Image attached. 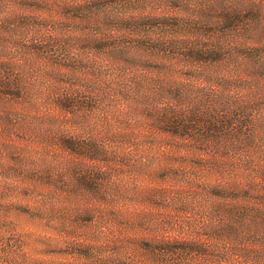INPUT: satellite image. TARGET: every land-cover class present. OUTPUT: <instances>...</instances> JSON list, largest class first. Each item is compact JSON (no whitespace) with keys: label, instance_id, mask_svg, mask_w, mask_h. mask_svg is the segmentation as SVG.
I'll return each instance as SVG.
<instances>
[{"label":"trees","instance_id":"16d2710c","mask_svg":"<svg viewBox=\"0 0 264 264\" xmlns=\"http://www.w3.org/2000/svg\"><path fill=\"white\" fill-rule=\"evenodd\" d=\"M0 142L16 153L0 154L5 189H37V211L65 214V228L63 203L76 218L120 217L118 204L84 200L81 184L96 174L105 197L112 159L128 152L156 160L170 186L203 188L172 201L219 207L204 254L198 242L113 230L68 239L76 264H219L218 237L264 219V0H0Z\"/></svg>","mask_w":264,"mask_h":264},{"label":"rangeland","instance_id":"374dc122","mask_svg":"<svg viewBox=\"0 0 264 264\" xmlns=\"http://www.w3.org/2000/svg\"><path fill=\"white\" fill-rule=\"evenodd\" d=\"M19 142L16 140L15 144ZM4 147L5 144L0 142V154L5 159L13 160L16 153L12 149L4 150ZM241 152L245 154L244 150ZM112 160L122 163L120 162L117 168L118 172L112 175L105 197L97 193L100 183L99 179H96V174L92 176L91 181L84 179L81 184V192H83L81 196L84 200L97 202L102 199L100 201L118 204L124 209L120 217H111V212L108 211L105 218L98 217L96 214L90 216V213L86 212L79 213L76 218L77 216L73 215V203H63L62 207H68L67 220L70 224L67 228L62 224L65 214L61 218L60 215L53 213L49 219L37 211L39 198L36 195L37 189L18 185L12 194L3 186L0 174V264L3 262L5 264H36L40 260L76 264L78 258L70 255L68 239L80 238L85 242L86 239L91 238L92 241L102 242L113 230H124L130 234L142 232L140 236L143 241L151 238L154 232H158L180 238L186 245L198 242L202 254L205 253L206 248L209 250L211 245L209 235L212 236L221 231L222 224L219 220L221 215H218L216 211L219 207L212 205L211 201L198 200V198L196 201L192 197L190 199L188 197V202L172 201V193L176 191L183 190L188 196L190 192L202 191L203 188L170 186L161 178L163 169L157 161L143 164L144 156L139 153L128 152ZM133 160H140L142 164L136 163L133 166ZM168 203H170L169 206H164ZM166 213L169 214L170 221L164 224L162 217L164 218ZM248 221L252 223L251 220ZM123 222L126 224V229L123 227ZM249 222L248 226H250ZM257 222L256 232L249 230L247 235L245 229L242 235L218 237L221 241V247L218 250L226 252L220 256L219 264H264V219L262 216L259 215ZM212 225L214 228H211ZM252 238L259 241L251 245L249 240ZM256 252L258 256L255 258ZM249 254L253 255L247 262ZM145 256L148 262L152 261L150 254ZM201 257L204 256L201 255ZM82 260L84 259L81 258ZM181 262L194 264V258L188 259V256L182 255Z\"/></svg>","mask_w":264,"mask_h":264}]
</instances>
